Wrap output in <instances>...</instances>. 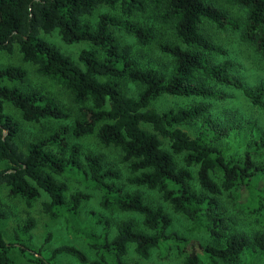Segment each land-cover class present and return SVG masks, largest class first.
Listing matches in <instances>:
<instances>
[{"label":"trees","instance_id":"trees-1","mask_svg":"<svg viewBox=\"0 0 264 264\" xmlns=\"http://www.w3.org/2000/svg\"><path fill=\"white\" fill-rule=\"evenodd\" d=\"M221 2L236 7L238 14ZM101 7L119 10L120 15L101 12L94 23L89 21ZM147 7L159 10L178 41L157 45L173 61L168 73L140 67L131 44L122 43L114 33L119 29L141 45L152 43L153 29L132 19ZM210 26L215 31L237 32L264 59V0H0V51L10 53L17 44L22 61L65 88L78 112L70 127L60 126L21 149L16 141L20 126L7 106L18 110L27 122L62 121L69 114L51 96L23 91L15 84L25 81V68L0 67V160L6 163L0 167V187L6 186L9 196L22 197L27 207L45 193L43 212L52 219L63 217L68 232L82 233L71 216H77L83 202L91 198L85 190L66 198L70 181L100 192L101 208L141 218V227L134 219H125L111 236L109 222L93 214L92 223L102 224L99 237L82 233L94 250L93 260L69 244L54 248L48 258L37 255L24 243L35 224L28 218L15 229L14 242L4 241L0 232V264H11L13 247L39 264H51L62 253L82 264H127L124 256L130 245L146 259L154 248L165 256L172 242L185 254L184 264H199L200 256L208 264L234 261L242 252L250 261L258 250L264 256V233L238 231L220 202L225 195L237 212L264 220V130L252 133L253 145L240 157H229L231 148L223 146V141L235 126L210 112L212 101L227 98L225 89H235L264 114V81L248 86L235 72L239 67L235 61L218 59L227 51L209 32ZM53 31L66 44L84 41L101 53L84 48L77 63L41 36ZM123 80L142 89L130 96ZM163 96L203 101L158 111L151 104ZM194 121L199 126L191 136L181 125ZM92 134L101 145L120 149L129 186L156 191L174 212L190 221L191 232L202 231L222 245L203 246L169 232L172 218L162 204H150L140 191L118 185L121 173L117 169L105 165L97 153H83L79 142H69V137L77 140ZM5 216L0 208V219Z\"/></svg>","mask_w":264,"mask_h":264},{"label":"rangeland","instance_id":"rangeland-1","mask_svg":"<svg viewBox=\"0 0 264 264\" xmlns=\"http://www.w3.org/2000/svg\"><path fill=\"white\" fill-rule=\"evenodd\" d=\"M221 5L229 9L231 13L238 14L236 7H229L227 4ZM101 12L120 15L119 10H111L109 8H99L92 17L88 20L94 23L96 16ZM133 21L139 25L151 27L155 32V39L148 45L139 44L134 37L114 29V33L122 43H130L132 51L137 63L142 68H152L158 72L168 73L173 66L172 59L161 53L157 47L159 42H178L174 36L172 26L169 22L163 21L160 18L159 10L152 7H147L142 12L135 13L132 17ZM209 32L213 34L215 40L220 43L227 51L225 57L218 58L219 60L231 59L235 61L239 67L235 72L248 86H253L260 81H264V59H261L253 52L251 46L242 42L239 39L237 32L229 30L215 31L214 27L210 26ZM214 32V33H213ZM41 36L55 43L64 53L70 55L77 63L79 52L84 49H96L87 42H77L66 44L56 31L51 33H41ZM100 55L99 49H96ZM8 65H16L27 70V76L24 82L15 83L23 91L36 90L51 96L58 104L69 114L67 120L57 121L53 119H44L38 122L24 121L20 112L13 107L7 106L8 113L18 121L20 130L16 141L21 149H25L27 143L36 139L42 138L51 134L60 126H71L75 117H77V106L72 100L70 93L60 86L58 83L36 73L35 68L29 63H25L21 59L18 51V45L15 44L12 52L0 51V67ZM125 92L130 96H136L142 89V86L133 83L129 80H123ZM228 94L224 100H215L211 102V113L214 117L222 122H228L235 126L230 131V134L224 139L223 146L231 148L229 157L238 158L243 151L249 149L252 144V133L256 130H264V114L254 105H252L240 90L225 89ZM203 99L181 96H163L152 102L151 106L158 111L168 109H179L191 106L195 103L202 102ZM198 122H187L181 125L191 136L197 132ZM69 142H79L83 153H97L101 156L102 161L107 166H113L121 173V179L117 181L118 185L124 186L126 189L138 190L143 194L144 200L150 204H162L165 210L170 214L172 223L169 227V232L176 233L182 238L200 242L201 245H222L221 241L215 240L204 232H191L190 221L180 213L174 212L169 205L163 202L160 194L156 191L147 190L145 188L129 186L126 183L128 175L126 163L122 161V154L119 148L114 146L101 145L94 134L83 137L81 139H73L69 137ZM51 149L58 154H65L59 151L56 147ZM6 163L0 160V167H5ZM77 190H85L90 193L91 198L81 205L77 216H71L72 223L82 233H91L98 235L102 230L101 223H92L91 216L93 214L101 216L109 222L110 235L113 236L116 232V227L125 219H134L136 225L141 227L140 216L133 213H125L116 208L103 209L99 205L100 192L90 190L76 181L68 182V191L66 198ZM47 195L42 192L40 198L33 202L30 207L25 205L22 197H12L8 195L6 186L0 187V208L5 212V218L0 219V232L4 241L12 243L15 241V229L22 225L26 219L34 220V227L28 232L29 239L24 240V243L31 249L37 252V255L48 258L52 250L60 245L69 244L76 246L85 253L89 260L95 259L94 250H92L82 237V233L68 232L66 230V221L63 217L57 219L50 218L43 212L41 203L47 200ZM225 211L235 220V228L240 232L252 234L255 231L264 233V220L258 217L237 212L225 195L220 197ZM91 219V220H90ZM76 221V224H75ZM174 242L169 246L168 253L162 256L161 249H152L148 258L140 257L130 245L124 260L127 264L138 262L139 264H184L185 254L180 252ZM11 264H39L29 253H21L17 247H13L9 251ZM51 264H82L76 258L68 254H57L51 260ZM199 264H208L204 256H200ZM218 264H264V256L256 251L254 256L248 259L246 252H242L234 261H221Z\"/></svg>","mask_w":264,"mask_h":264}]
</instances>
